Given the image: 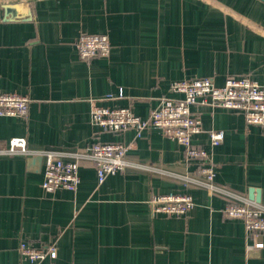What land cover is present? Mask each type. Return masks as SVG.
Here are the masks:
<instances>
[{
    "label": "crops",
    "instance_id": "0c3cea01",
    "mask_svg": "<svg viewBox=\"0 0 264 264\" xmlns=\"http://www.w3.org/2000/svg\"><path fill=\"white\" fill-rule=\"evenodd\" d=\"M82 34L106 35L109 55L81 60L74 44ZM242 76L264 86L258 0H0V94L30 99L25 118L0 117V148L13 138L34 151L118 143L130 164L99 184L93 164L81 162L75 192L45 193L42 161L0 156V264H31L21 243L54 244L55 264H264V235L249 237L224 215L227 197L185 185L199 163L187 162L180 144L159 129L137 137L90 122L91 104L146 118L161 98H181L170 91L175 82L209 78L221 87ZM191 111L202 126L192 144L211 158L214 185L247 199L259 190L264 207V128L224 108ZM212 131L223 132L217 146ZM169 193L190 195L194 207L152 215L149 201Z\"/></svg>",
    "mask_w": 264,
    "mask_h": 264
},
{
    "label": "built area",
    "instance_id": "2783aa9c",
    "mask_svg": "<svg viewBox=\"0 0 264 264\" xmlns=\"http://www.w3.org/2000/svg\"><path fill=\"white\" fill-rule=\"evenodd\" d=\"M78 56L83 61L95 57H107L110 42L104 34H82L75 41ZM170 91L181 98H161L159 105L146 118L135 115L129 108H108L91 104L90 122L103 132L121 133L132 130L139 137L149 129H159L162 134L183 147L185 160L199 163L198 176L186 177L185 185L205 188L211 194L227 197L224 215L241 220L249 237L264 235V207L246 197L225 192L214 185L215 171L211 158L204 150L192 144V137L202 132L201 120L191 107L209 106L236 111L243 115L247 125L264 128V86L249 77H229L223 86L217 87L209 78H193L171 84ZM30 99L17 94H0V117L25 118ZM210 144L217 146L223 141V132L212 131ZM128 148L118 143H96L86 151H34L27 147L25 139L13 138L6 148H0V156H24L42 158L41 188L45 193L56 190L75 192L80 179L81 162L93 164L98 183L106 177L123 172L130 166L125 158ZM194 207L188 194H172L153 197L149 201L152 215L185 216ZM262 244H255L260 248ZM21 257L31 264H55L57 248L54 244L46 248H32L25 243L19 245Z\"/></svg>",
    "mask_w": 264,
    "mask_h": 264
},
{
    "label": "water",
    "instance_id": "95a60500",
    "mask_svg": "<svg viewBox=\"0 0 264 264\" xmlns=\"http://www.w3.org/2000/svg\"><path fill=\"white\" fill-rule=\"evenodd\" d=\"M260 2H262L264 4V0H258ZM42 158L40 156H35L31 159V163H36V165L39 166V164L41 163ZM248 199L250 201H254L255 203H260V191L259 190H255L254 189H250L249 193H248Z\"/></svg>",
    "mask_w": 264,
    "mask_h": 264
}]
</instances>
